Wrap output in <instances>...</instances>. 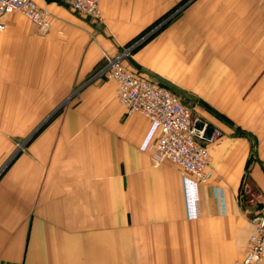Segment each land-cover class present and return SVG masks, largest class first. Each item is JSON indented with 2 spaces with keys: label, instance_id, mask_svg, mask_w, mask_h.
<instances>
[{
  "label": "crops",
  "instance_id": "0c3cea01",
  "mask_svg": "<svg viewBox=\"0 0 264 264\" xmlns=\"http://www.w3.org/2000/svg\"><path fill=\"white\" fill-rule=\"evenodd\" d=\"M35 2L47 34L19 11L0 31V264H242L264 214V0H191L143 44L181 0H100L101 22ZM129 47L220 130L205 181L154 163L159 127L124 113L101 71ZM35 125L16 149L12 127Z\"/></svg>",
  "mask_w": 264,
  "mask_h": 264
},
{
  "label": "built area",
  "instance_id": "2783aa9c",
  "mask_svg": "<svg viewBox=\"0 0 264 264\" xmlns=\"http://www.w3.org/2000/svg\"><path fill=\"white\" fill-rule=\"evenodd\" d=\"M79 16L91 20L101 19L100 0H60ZM19 11L36 26L39 35H45L51 27L50 13L35 0H0V31L4 29L2 17ZM126 52L108 57L102 69L108 79L115 82L116 98L124 107V113L138 112L159 127L156 140L146 148L154 163L170 160L201 181L207 179L210 154L207 142L214 141L218 131L209 135L208 125L181 104L180 99L168 88L153 80L147 72L122 58ZM250 221L253 232L247 239L242 264H264V214L255 212Z\"/></svg>",
  "mask_w": 264,
  "mask_h": 264
},
{
  "label": "rangeland",
  "instance_id": "374dc122",
  "mask_svg": "<svg viewBox=\"0 0 264 264\" xmlns=\"http://www.w3.org/2000/svg\"><path fill=\"white\" fill-rule=\"evenodd\" d=\"M189 1H191V0H181V2L177 5V8H173L169 13H165V14H162V15H160L159 17H157V19L153 22L154 24L153 25H148L147 27H149V30H147V31H145V32H143V33H141V34H139V36L136 38V40L138 41V43L139 44H143L150 36H153V35H155L158 31H160L166 24H168L172 19H174L175 17H177L178 16V14H179V12H180V10H179V7L180 6H182L183 4H186L187 2H189ZM68 8V7H67ZM76 14V13H75ZM84 18H86V17H84ZM102 18H103V16H102V12H101V19H99V20H96V21H94V20H91V21H94V22H101L102 21ZM87 19H89V18H87ZM138 44V45H139ZM130 51H131V49H130V47L129 48H127L126 49V55H128L129 53H130ZM124 59H127L126 58V56H124L123 58H122V61L124 62V63H127V62H125L124 61ZM158 84L160 83V85L161 86H163V87H165V88H168L170 91H172L175 95H177L178 96V98L179 99H181L180 98V96H179V94L175 91V89H173L172 87H170L169 85H166L165 83H162V82H158L157 80H155ZM181 101V100H180ZM181 104L183 105V106H185L191 113H192V115L193 116H197V117H199L202 121H204V122H206L207 123V125H208V128H207V131H206V133H207V135H209L210 134V132H211V130L213 129H209L210 127V125H209V122L205 119V118H203L200 114H198V113H196L191 107H190V105H186V104H184V103H182V101H181ZM221 116H223V115H221ZM225 119H227V117H225V116H223ZM41 127H42V125L41 126H21V127H12V136L15 138V140H17V144L15 145V147H16V149H21L23 146H24V142H22V141H24V139L28 136V137H30L31 136V134L33 135L34 133H36V132H38L39 131V129H41ZM38 128V129H37ZM217 131H218V134L215 136V139H214V141H211V142H207L206 143V146H207V148H208V150H209V154H210V147H211V145H213L215 142H217V140L220 138V136H221V132H220V130L217 128V127H214ZM27 137V138H28ZM247 174L246 173H244L243 174V179H246V176ZM244 186H243V184H242V186H241V190L239 191V193H241V194H243V199L245 200L246 199V197L249 195V194H247V192L245 193L243 190H244ZM244 192V193H243ZM240 194V195H241ZM239 195V196H240ZM241 198V199H242ZM251 216H252V214H251ZM251 216H250V218H251Z\"/></svg>",
  "mask_w": 264,
  "mask_h": 264
},
{
  "label": "trees",
  "instance_id": "16d2710c",
  "mask_svg": "<svg viewBox=\"0 0 264 264\" xmlns=\"http://www.w3.org/2000/svg\"><path fill=\"white\" fill-rule=\"evenodd\" d=\"M55 1H57V2H59V3H61L62 4V2L60 1V0H55ZM156 22V21H155ZM154 23H152L151 25H153ZM150 27V26H149ZM149 27H146L145 29H143L141 32H139V34H141V33H143V32H145V31H147V30H149ZM139 34L134 38V39H136L138 36H139ZM133 39V40H134ZM163 83V82H162ZM167 85V84H166ZM220 117H221V115H219ZM237 129H236V131L239 133V134H245L246 132L245 131H243V130H241L240 128H238V127H236Z\"/></svg>",
  "mask_w": 264,
  "mask_h": 264
}]
</instances>
